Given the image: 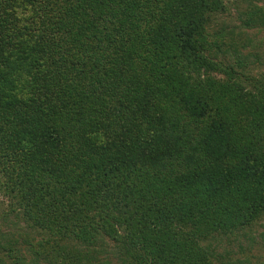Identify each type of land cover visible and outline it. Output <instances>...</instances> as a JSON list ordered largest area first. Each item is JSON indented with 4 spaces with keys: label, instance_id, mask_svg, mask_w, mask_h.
<instances>
[{
    "label": "trees",
    "instance_id": "16d2710c",
    "mask_svg": "<svg viewBox=\"0 0 264 264\" xmlns=\"http://www.w3.org/2000/svg\"><path fill=\"white\" fill-rule=\"evenodd\" d=\"M257 35L264 0H0V264H238L218 248L264 212Z\"/></svg>",
    "mask_w": 264,
    "mask_h": 264
},
{
    "label": "rangeland",
    "instance_id": "374dc122",
    "mask_svg": "<svg viewBox=\"0 0 264 264\" xmlns=\"http://www.w3.org/2000/svg\"><path fill=\"white\" fill-rule=\"evenodd\" d=\"M221 16L229 26L238 23L232 7ZM216 28H218L217 25L214 26V29ZM223 34L221 35L222 38ZM261 36L257 35L253 38L251 43L253 47L246 46L240 49V52L256 51L259 56L260 63L254 62L249 66L251 73L254 74L253 76H259L258 72H252L255 69L264 72V41H262ZM224 37L228 38L229 36L224 34ZM217 39H220V37ZM9 91V95H11L15 89L11 87ZM5 205L6 200L0 195V226L4 225L3 231H10L12 228L10 221L2 222L4 215L1 210L4 209ZM223 248H218V250L221 253H228L229 258L232 260L237 259L238 264H264V212H261L249 225L243 226L239 231L231 234L227 238L226 246ZM110 264L116 263L111 262Z\"/></svg>",
    "mask_w": 264,
    "mask_h": 264
}]
</instances>
